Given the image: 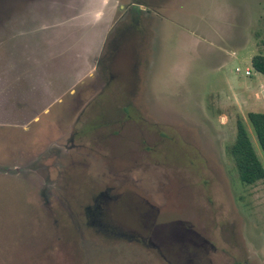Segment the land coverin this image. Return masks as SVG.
<instances>
[{
    "label": "rangeland",
    "instance_id": "rangeland-1",
    "mask_svg": "<svg viewBox=\"0 0 264 264\" xmlns=\"http://www.w3.org/2000/svg\"><path fill=\"white\" fill-rule=\"evenodd\" d=\"M55 11L110 24L72 92L81 38L57 60V31L9 52L5 26ZM257 55L264 0H0V64L57 68L36 113L0 107V264H264V180L244 184L231 154L242 122L264 167Z\"/></svg>",
    "mask_w": 264,
    "mask_h": 264
},
{
    "label": "crops",
    "instance_id": "crops-1",
    "mask_svg": "<svg viewBox=\"0 0 264 264\" xmlns=\"http://www.w3.org/2000/svg\"><path fill=\"white\" fill-rule=\"evenodd\" d=\"M63 9V7H60ZM80 8V9H79ZM77 10V13L79 14L82 11V6L79 7ZM68 12V10H65ZM77 13L74 12L72 15H66L67 20L63 17H58L57 12L55 11V14L52 16L49 12H46L43 14V16L47 19H50L51 17H55V19H59V25L55 27H49L47 23L49 21H45L44 19L35 23L37 24L36 27L31 26L32 23L29 21H16L15 23H12L11 26L4 28L7 32L8 29V36H9V42L8 45L11 47L12 54L16 55L14 52V45H16L21 40L25 39L22 37L23 34H25L26 38L28 37L30 40V43L32 41L34 42V39L38 36H36L37 33L40 35L45 34L49 35L52 31L56 32L55 35L57 36L52 41H50V47L53 48L54 56L53 59H60L61 56L64 53L69 54V56H72L73 51V43L76 44L77 37L81 38L79 42H82V60L75 58L74 61L77 59L79 74L75 72V75L73 76V71L71 70L72 63H68L69 67L62 68L61 71V78L67 81V85L63 87L64 92H72L73 87L77 86L80 81H83L84 79L89 77L90 72L97 67V63H95V58L101 53L102 45L104 40L107 38V36L110 33V24L106 19L102 20L101 22H97V25L95 26V21L92 19H86L82 20V18H76ZM109 17V14H108ZM62 19V20H60ZM4 28L2 27L3 31ZM37 29V30H36ZM20 30V31H19ZM36 36V37H35ZM20 38V39H19ZM74 38V39H73ZM79 42L77 46L79 45ZM7 45V48H9ZM29 47L31 48L32 45L30 44ZM34 47H37L36 44H34ZM74 53L76 56V48H74ZM14 60V59H13ZM51 60V58H50ZM15 61V60H14ZM44 62L42 59H35L33 64H36L35 67H31V69L27 68L24 70H18L21 68H18L15 63L11 60L10 62L7 60V63L9 64L8 67L5 68L6 63L0 64V107L6 108L8 105L7 103H2L3 100L8 99L11 107L17 108V110H21L20 114L22 112L24 113V110H31L29 109L30 106L37 107L39 104L44 103L45 101V95H51L53 90L56 89L54 85V81L48 80V74L57 68H48L46 67L45 63L40 64L41 67L36 68L37 63ZM45 66V67H44ZM43 67V68H42ZM36 68V69H35ZM22 81L25 83H29L27 86V89L33 90V91H41L40 93H37L34 95L33 100L37 102L38 104H31V93L27 91L26 95L22 96H16L14 95V92L17 90L14 88V85L11 86L12 81ZM24 80V81H23ZM47 80L48 82H46ZM10 82V83H9ZM46 83V84H43ZM9 84V86H8ZM50 98V97H49ZM18 102V103H15ZM8 108V107H7ZM31 114L36 113V110H31ZM7 120H9V116L5 114V117ZM13 119V117H11Z\"/></svg>",
    "mask_w": 264,
    "mask_h": 264
},
{
    "label": "trees",
    "instance_id": "trees-1",
    "mask_svg": "<svg viewBox=\"0 0 264 264\" xmlns=\"http://www.w3.org/2000/svg\"><path fill=\"white\" fill-rule=\"evenodd\" d=\"M256 72L264 75V56L257 55L252 60ZM248 119L254 129L259 145L264 153V113H249ZM241 181L246 185H254L264 180V167L261 163L242 122H238L237 138L231 147Z\"/></svg>",
    "mask_w": 264,
    "mask_h": 264
},
{
    "label": "flooded vegetation",
    "instance_id": "flooded-vegetation-1",
    "mask_svg": "<svg viewBox=\"0 0 264 264\" xmlns=\"http://www.w3.org/2000/svg\"><path fill=\"white\" fill-rule=\"evenodd\" d=\"M109 35H110V33H109ZM31 113H33V112H31V110H28V111L27 110H24V113L22 112V115L31 114Z\"/></svg>",
    "mask_w": 264,
    "mask_h": 264
},
{
    "label": "built area",
    "instance_id": "built-area-1",
    "mask_svg": "<svg viewBox=\"0 0 264 264\" xmlns=\"http://www.w3.org/2000/svg\"><path fill=\"white\" fill-rule=\"evenodd\" d=\"M247 73H250V72H247Z\"/></svg>",
    "mask_w": 264,
    "mask_h": 264
}]
</instances>
